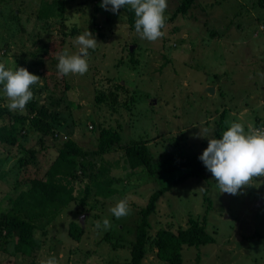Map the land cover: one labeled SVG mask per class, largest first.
<instances>
[{
    "label": "rangeland",
    "instance_id": "obj_1",
    "mask_svg": "<svg viewBox=\"0 0 264 264\" xmlns=\"http://www.w3.org/2000/svg\"><path fill=\"white\" fill-rule=\"evenodd\" d=\"M56 2H64L63 17L57 12L48 20L39 17L43 5ZM101 3L0 0V62L13 70L25 67L41 78L31 86L33 100L37 111L47 109V121L56 132L43 135L26 122L13 128L15 145L0 142V219L21 182L43 177L68 139L95 149L100 131L112 127L120 131L123 143L146 141L154 166L160 167L181 154H202L208 139H219L217 125L225 110L222 132L230 121L243 124L246 131L264 126V0H195L185 15L176 13L166 23L164 37L154 42L129 29L122 9L113 13ZM176 6L177 0H167L165 16L175 14ZM87 29L98 41L95 50H89V70L82 76L58 75L57 54L77 52L73 41ZM131 47L137 68L131 67ZM209 86L214 93L207 91ZM8 103L0 85V107L7 109L0 124L28 113V107L9 111ZM28 150H35L36 156L21 163L22 157H29ZM126 159L121 147L101 155L96 179L105 181L109 196H104L106 191L97 194L92 183L86 205L72 201L47 226L46 235L36 232L42 242L34 255H15L12 244L0 242V264H40L53 256L58 264H127L141 208L183 171L151 176L144 168L132 169ZM87 183L86 177L74 182L75 194L82 196ZM250 183L237 195L220 193L207 170L202 178L175 184L159 197L150 233L177 231L187 226L190 215H207V230L216 241L184 246L183 264H264V177ZM125 197L131 211L116 219L109 209ZM209 199L212 207L207 211ZM104 218L111 223L107 230ZM96 221L101 222L99 228ZM71 222L84 229L79 241L70 235ZM144 264L168 263L149 246Z\"/></svg>",
    "mask_w": 264,
    "mask_h": 264
},
{
    "label": "trees",
    "instance_id": "obj_2",
    "mask_svg": "<svg viewBox=\"0 0 264 264\" xmlns=\"http://www.w3.org/2000/svg\"><path fill=\"white\" fill-rule=\"evenodd\" d=\"M195 0H177L176 12L170 17H166V23L175 19L176 13L185 15L193 6ZM64 2H56L44 5L41 8L40 18L49 19L54 14L64 16ZM127 14L128 27L131 31L135 30V16L130 6L121 8ZM63 32H66L64 21H61ZM264 25V24H263ZM163 30V29H162ZM136 31V30H135ZM134 32V31H133ZM139 35V34H138ZM132 51L130 62L131 67L137 68L138 59L134 57ZM36 55V54H33ZM138 55V54H137ZM43 62V61H41ZM120 87H123L119 84ZM69 88L68 83L65 86ZM32 90V89H31ZM33 91V90H32ZM98 96V95H97ZM98 98H100L98 96ZM26 107L28 113H21L10 117V123L0 124V142L9 145L17 143V136L13 128L26 122H30L32 127L43 135L55 134L47 121L48 113L45 107L37 111L38 105L35 100H31ZM7 113L5 107H0V119ZM228 112L225 110L220 115V121L217 125L216 135L222 136V122L227 117ZM124 148L127 163L132 169L144 168L148 170L151 176L157 173H169L181 170L183 173L175 178L169 185L157 189L150 196L145 207L140 210V220L136 225L135 238L129 246L130 260L127 264H144L149 246L157 249V257L168 264H183L184 259L182 250L184 246H201L208 243H214L216 238L207 230V215L203 218L199 216H189L187 226L177 231L171 228L159 229L155 236L150 233L152 223L150 216L155 212L158 199L165 192L170 190L175 184L183 182L190 177L202 178L207 172L203 162L199 159L202 154H181L174 161L160 167L154 166V155L146 141L142 139H132L128 143L122 142V134L114 128H104L100 131L99 141L95 149H85L74 139H68L60 144L58 155L52 162L49 169L43 177H33L21 182V189L13 197L10 209L4 213L0 219V242L12 244L15 255L32 256L41 247V242L36 238V232L41 231L42 235L47 234V226L51 224L69 204L79 199L82 204L86 205V200L92 192V183L97 187V194L106 191L105 181H98L95 168L98 158L111 152L115 148ZM30 154L21 158V163H28L36 156L35 150H28ZM88 178L87 183L82 191L83 195L75 194L74 182L83 178ZM108 189L104 196H109ZM209 204V205H208ZM207 211L212 207L209 199ZM70 235L81 240L84 229L80 223L71 222L69 228ZM113 245H120L114 243ZM199 260V256L197 257ZM201 259V258H200Z\"/></svg>",
    "mask_w": 264,
    "mask_h": 264
},
{
    "label": "clouds",
    "instance_id": "obj_3",
    "mask_svg": "<svg viewBox=\"0 0 264 264\" xmlns=\"http://www.w3.org/2000/svg\"><path fill=\"white\" fill-rule=\"evenodd\" d=\"M109 6H111L109 8ZM125 6H130L135 16V30L141 37L154 42L164 37L162 30L166 25L165 11L167 0H102L101 7L116 13ZM78 51L71 53L68 49L57 54L58 75H84L89 70V50H95L97 39L88 29L73 41ZM41 78L30 73L27 68L14 70L6 68L0 62V85L9 103V111H24L33 99L31 86L38 84ZM230 127L222 133L221 138L208 139V146L199 159L217 182L220 193L237 195L253 178L264 177V126L249 127L245 130L239 122H229ZM206 131V130H205ZM109 211L116 219L129 215L131 209L127 197L119 200ZM95 226H101L100 221ZM105 230L111 227L107 218L103 219ZM40 264H58L56 258L41 260Z\"/></svg>",
    "mask_w": 264,
    "mask_h": 264
},
{
    "label": "water",
    "instance_id": "obj_4",
    "mask_svg": "<svg viewBox=\"0 0 264 264\" xmlns=\"http://www.w3.org/2000/svg\"><path fill=\"white\" fill-rule=\"evenodd\" d=\"M131 49H133L132 47H131ZM214 87L213 86H209L208 88H207V91L209 92V93H214ZM83 218V217H82ZM83 220H81V223H83L82 222Z\"/></svg>",
    "mask_w": 264,
    "mask_h": 264
},
{
    "label": "built area",
    "instance_id": "obj_5",
    "mask_svg": "<svg viewBox=\"0 0 264 264\" xmlns=\"http://www.w3.org/2000/svg\"><path fill=\"white\" fill-rule=\"evenodd\" d=\"M262 27H264V26H262Z\"/></svg>",
    "mask_w": 264,
    "mask_h": 264
}]
</instances>
